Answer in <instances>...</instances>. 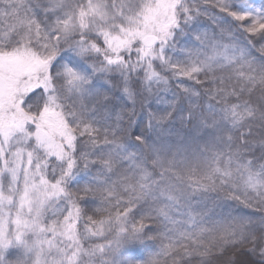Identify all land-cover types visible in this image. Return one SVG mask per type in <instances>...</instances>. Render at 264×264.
Segmentation results:
<instances>
[{"label":"snow or ice","instance_id":"6c2138e0","mask_svg":"<svg viewBox=\"0 0 264 264\" xmlns=\"http://www.w3.org/2000/svg\"><path fill=\"white\" fill-rule=\"evenodd\" d=\"M0 264H264V0H0Z\"/></svg>","mask_w":264,"mask_h":264}]
</instances>
